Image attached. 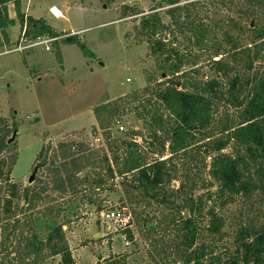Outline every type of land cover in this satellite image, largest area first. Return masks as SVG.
<instances>
[{"label":"trees","instance_id":"1","mask_svg":"<svg viewBox=\"0 0 264 264\" xmlns=\"http://www.w3.org/2000/svg\"><path fill=\"white\" fill-rule=\"evenodd\" d=\"M21 1L0 0V43L9 44L13 4L25 37L54 38L60 61V45L95 56L79 34L26 16ZM120 14L136 16L134 39L165 79L94 108L105 148L43 144L33 164L41 173L25 186L12 179L16 123L0 116V264H77L68 221L46 224L42 236L38 220L60 219L75 203L101 213L117 179L119 208L132 216L121 233L133 249L102 264H131L134 254L147 264H264V0H151ZM130 114L143 131L114 138L110 127Z\"/></svg>","mask_w":264,"mask_h":264},{"label":"rangeland","instance_id":"2","mask_svg":"<svg viewBox=\"0 0 264 264\" xmlns=\"http://www.w3.org/2000/svg\"><path fill=\"white\" fill-rule=\"evenodd\" d=\"M192 1L205 0H186ZM150 2L24 1L30 14L47 17L59 31L80 30V37L95 56H84L77 45H63L60 61L52 43L50 50H46L45 45H39L23 53L15 51L0 55V116L10 122L15 121L17 127L14 146L18 149V159L12 170L15 182L24 186L29 184L35 157L43 144L54 147L60 140L78 139L93 148H105V131L98 125L93 129L96 124L94 108L133 90H141L149 80L165 79L157 68L155 58L149 56L147 43H138L134 39L132 31L138 23L136 16L121 18L120 14L124 4H139L147 10ZM53 5L63 13V17L52 15L50 7ZM8 31L13 40L20 39L18 24L11 25ZM125 33H130V36L126 38ZM4 45L0 43V52L17 46L16 42L8 47ZM34 54L42 58V63L32 59ZM202 64L204 73L208 74V64L205 60ZM130 129L143 131L142 122L133 114L124 117L118 124H112L109 130L114 138H122ZM137 141L140 140L137 138ZM40 173L36 172L34 180ZM118 181L114 191L102 193L105 199L103 210L119 208L123 188ZM178 185L174 183V186ZM123 208L128 210V207ZM67 221L64 229L77 264H102L111 254L133 249L131 244H126L125 235L116 224L103 222L101 213L90 205L75 203L60 219L49 223L38 220L39 232L44 236L47 233L46 224H64ZM132 229L135 238L143 241L139 226L133 225ZM84 241L88 244L83 245ZM130 260L131 264H147L140 254H134ZM52 264H59L58 257Z\"/></svg>","mask_w":264,"mask_h":264},{"label":"built area","instance_id":"3","mask_svg":"<svg viewBox=\"0 0 264 264\" xmlns=\"http://www.w3.org/2000/svg\"><path fill=\"white\" fill-rule=\"evenodd\" d=\"M25 29L21 32L20 39L16 41L17 46L14 48H7L0 52V55L8 54L11 52L19 51V52H25L28 49H31L35 46L39 45H45V48L47 50H50V43H52L55 39L54 38H39L36 40H29L27 37H25ZM128 82H130V79H127ZM121 130H123V126L119 127ZM101 219L103 222H111L116 224V227L119 230L124 229L129 222L132 219L131 213H129L128 210L125 208H115V209H105L101 212ZM126 244H130V242L126 241Z\"/></svg>","mask_w":264,"mask_h":264},{"label":"crops","instance_id":"4","mask_svg":"<svg viewBox=\"0 0 264 264\" xmlns=\"http://www.w3.org/2000/svg\"><path fill=\"white\" fill-rule=\"evenodd\" d=\"M24 1L25 0H22L21 1V10H22V12L26 15V16H31V17H34V18H43L50 26H52L53 28H55L52 24H51V22H50V20H48V18L47 17H45V16H42V17H40V16H34L33 14H30L31 12H30V10H29V7H28V5L27 6H25L24 5ZM57 8L55 5H53V6H51L50 7V11H51V13H52V15L55 17V18H58V17H63L64 15H63V13L60 11V13H61V16H58V15H55V13L52 11L53 10V8ZM8 11H9V17L11 18V19H13L15 22H14V24L13 25H16V24H18V26H19V28H20V31H19V33H21V27H20V24H19V22H18V20H17V15H16V12H15V8H14V5L13 4H9V7H8ZM9 29V28H8ZM57 31H59L57 28H55ZM9 32V31H8ZM60 32H64V33H67V34H79V32H80V30H76V29H72V30H66V31H60ZM9 34H10V32H9ZM17 39V38H16ZM13 40L12 39V37H11V35H10V41H9V44H6L5 43V45L3 46V47H8V46H11V45H13V43H15L17 40ZM62 49H63V45H60V51L62 52ZM47 50V49H46ZM35 56L32 58L33 60H35L37 63H42V58L39 56V55H36V54H34ZM61 55H62V53H61ZM24 62L26 63V65L28 66V62H27V58L26 57H24Z\"/></svg>","mask_w":264,"mask_h":264},{"label":"water","instance_id":"5","mask_svg":"<svg viewBox=\"0 0 264 264\" xmlns=\"http://www.w3.org/2000/svg\"><path fill=\"white\" fill-rule=\"evenodd\" d=\"M163 77H165V75L163 74ZM177 86L179 87L180 86V82H177ZM14 137H12L10 140H9V143H11L13 141ZM34 176H35V173L32 174V176L30 177L29 179V183H32L33 180H34Z\"/></svg>","mask_w":264,"mask_h":264},{"label":"bare ground","instance_id":"6","mask_svg":"<svg viewBox=\"0 0 264 264\" xmlns=\"http://www.w3.org/2000/svg\"><path fill=\"white\" fill-rule=\"evenodd\" d=\"M52 11L55 13V15L61 16V13L57 8L54 7Z\"/></svg>","mask_w":264,"mask_h":264}]
</instances>
